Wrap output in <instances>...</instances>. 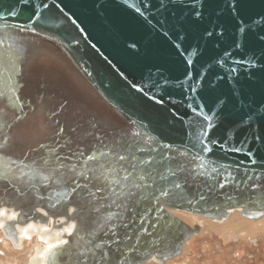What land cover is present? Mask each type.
<instances>
[{
  "label": "water",
  "instance_id": "95a60500",
  "mask_svg": "<svg viewBox=\"0 0 264 264\" xmlns=\"http://www.w3.org/2000/svg\"><path fill=\"white\" fill-rule=\"evenodd\" d=\"M0 54L15 247L38 222L45 264H163L200 231L175 212L264 216V0H0Z\"/></svg>",
  "mask_w": 264,
  "mask_h": 264
},
{
  "label": "rangeland",
  "instance_id": "374dc122",
  "mask_svg": "<svg viewBox=\"0 0 264 264\" xmlns=\"http://www.w3.org/2000/svg\"><path fill=\"white\" fill-rule=\"evenodd\" d=\"M12 135L2 132L0 138L6 140L3 143L13 144ZM175 214L189 225L198 223L201 218L185 212ZM229 220L231 225L227 224ZM20 244L15 247L0 229V264H30L29 259L35 252L33 248L40 247L41 243L34 237L22 235ZM163 264H264V216L251 220L237 211L221 223L204 222L199 233L185 243L181 255Z\"/></svg>",
  "mask_w": 264,
  "mask_h": 264
},
{
  "label": "bare ground",
  "instance_id": "6f19581e",
  "mask_svg": "<svg viewBox=\"0 0 264 264\" xmlns=\"http://www.w3.org/2000/svg\"><path fill=\"white\" fill-rule=\"evenodd\" d=\"M1 133L2 132L0 130V135H1ZM233 212H237V211H233ZM185 213H187V212H185ZM191 215H194V214H191ZM14 217H15V214L8 211L5 207H2L0 209V227H3L9 220L13 219ZM200 217L201 218L198 220V223H196V225H199V226H201V225L204 226V222L208 223L211 220V219H208L206 217H203V218H202V216H200ZM226 220H228V217L225 218L224 220H222L221 222L226 221ZM211 221L212 222L214 221L215 223H217V222L221 223L218 220L217 221L211 220ZM227 224L231 225L230 220L227 221ZM228 225H226V226H228ZM214 226H216V225H214ZM71 227H72V225L70 227H68L67 229L66 228H64V229L66 232H69L71 230ZM17 229H18L17 230L18 235L20 237L22 235H24L26 237L27 236L28 237H34L35 239H38L39 242L41 243L40 247L38 246L39 247L38 249H35V247L33 248V249H35V252L29 259L30 264H45V257H46L47 252L52 247H54L55 245L64 242V238H62L60 236L61 231L49 233V224H46V223L29 222L26 225L17 226Z\"/></svg>",
  "mask_w": 264,
  "mask_h": 264
},
{
  "label": "snow or ice",
  "instance_id": "6c2138e0",
  "mask_svg": "<svg viewBox=\"0 0 264 264\" xmlns=\"http://www.w3.org/2000/svg\"><path fill=\"white\" fill-rule=\"evenodd\" d=\"M121 158H123V157H121ZM90 159H93L92 157H90Z\"/></svg>",
  "mask_w": 264,
  "mask_h": 264
},
{
  "label": "flooded vegetation",
  "instance_id": "af4514ba",
  "mask_svg": "<svg viewBox=\"0 0 264 264\" xmlns=\"http://www.w3.org/2000/svg\"><path fill=\"white\" fill-rule=\"evenodd\" d=\"M1 104V103H0ZM1 106V105H0Z\"/></svg>",
  "mask_w": 264,
  "mask_h": 264
}]
</instances>
